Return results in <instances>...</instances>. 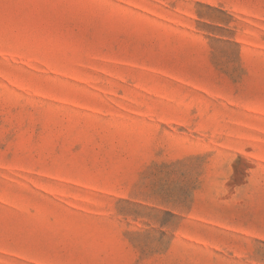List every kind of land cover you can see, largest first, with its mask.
<instances>
[{
    "label": "rangeland",
    "instance_id": "374dc122",
    "mask_svg": "<svg viewBox=\"0 0 264 264\" xmlns=\"http://www.w3.org/2000/svg\"><path fill=\"white\" fill-rule=\"evenodd\" d=\"M0 264H264V0H0Z\"/></svg>",
    "mask_w": 264,
    "mask_h": 264
}]
</instances>
